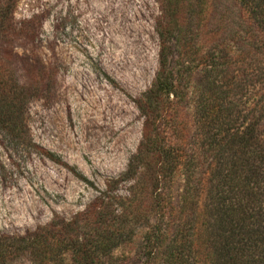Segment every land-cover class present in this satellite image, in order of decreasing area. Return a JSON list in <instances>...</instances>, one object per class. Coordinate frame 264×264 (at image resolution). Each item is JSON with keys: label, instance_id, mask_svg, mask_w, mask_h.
<instances>
[{"label": "rangeland", "instance_id": "374dc122", "mask_svg": "<svg viewBox=\"0 0 264 264\" xmlns=\"http://www.w3.org/2000/svg\"><path fill=\"white\" fill-rule=\"evenodd\" d=\"M175 2L179 9L172 18ZM186 5L187 0H15L7 23L20 28L32 20L36 34L24 29L0 39V264H70L69 258L55 259L51 241L68 244L110 232L122 233V244L102 260L110 264L230 261L218 236L211 187L202 199L216 228L205 231L206 238L202 233L173 248L168 219L165 240L154 245L149 239L153 173L141 162L152 130L134 100L156 83L159 28L175 20V36L190 31ZM207 17L195 38L190 108L204 88L196 86L216 74L210 72L215 54L208 49ZM194 132L190 127L189 135ZM162 183L172 199L170 213L185 218L177 183ZM51 225L55 238L31 243Z\"/></svg>", "mask_w": 264, "mask_h": 264}, {"label": "trees", "instance_id": "16d2710c", "mask_svg": "<svg viewBox=\"0 0 264 264\" xmlns=\"http://www.w3.org/2000/svg\"><path fill=\"white\" fill-rule=\"evenodd\" d=\"M14 4L15 0L0 1L1 40L24 29L36 34L32 20L23 21L26 25L20 28L12 20L7 23ZM186 6L192 15L191 32L175 36L172 18L179 5L172 3V23L166 22L158 31L160 67L156 83L134 100L146 128L152 130V137H146L147 153L141 162L153 173L155 213L149 239L154 245L165 240L168 219L173 228V248L216 228V220L203 204L204 192L211 187L218 201V236L226 247L225 255L232 257L224 264H264V0H187ZM205 16L208 49L215 54L210 72L216 74L196 86L204 88L190 108L191 67L196 63L194 46L198 47L195 38ZM186 105L195 116L184 110ZM193 126L195 132L189 135ZM168 127L170 135L166 133ZM42 152L60 161L50 150L43 148ZM163 181L177 183L185 218L170 213L172 199L162 191ZM54 226L46 228V234L38 231L40 235L33 236L31 243L55 238ZM121 237L122 233L110 232L68 244L59 240L48 243L54 246L55 259L62 263L69 258L70 264H110L102 260L119 248Z\"/></svg>", "mask_w": 264, "mask_h": 264}]
</instances>
